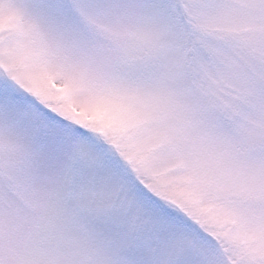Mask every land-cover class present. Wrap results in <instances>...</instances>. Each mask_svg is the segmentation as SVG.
<instances>
[{"label": "rangeland", "instance_id": "obj_1", "mask_svg": "<svg viewBox=\"0 0 264 264\" xmlns=\"http://www.w3.org/2000/svg\"><path fill=\"white\" fill-rule=\"evenodd\" d=\"M0 82V264H264V0H0Z\"/></svg>", "mask_w": 264, "mask_h": 264}, {"label": "snow or ice", "instance_id": "obj_2", "mask_svg": "<svg viewBox=\"0 0 264 264\" xmlns=\"http://www.w3.org/2000/svg\"><path fill=\"white\" fill-rule=\"evenodd\" d=\"M28 105H33L37 111L43 113L44 117L49 116L47 112L40 108L39 105H35L33 101H31L28 97L23 96L18 91H16L13 87L8 85L7 83L0 82V110L3 111H18L26 108ZM163 215L170 219L173 223L184 226L185 228H194L190 221L186 218L177 215L169 209H162ZM190 264H194V261H190Z\"/></svg>", "mask_w": 264, "mask_h": 264}]
</instances>
